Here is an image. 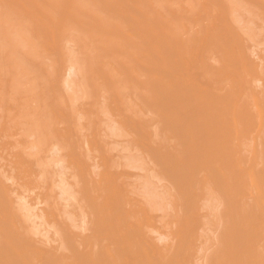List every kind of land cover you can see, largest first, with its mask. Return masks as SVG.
<instances>
[{"label":"bare ground","instance_id":"1","mask_svg":"<svg viewBox=\"0 0 264 264\" xmlns=\"http://www.w3.org/2000/svg\"><path fill=\"white\" fill-rule=\"evenodd\" d=\"M12 1L9 6H13ZM24 1L18 5L23 12L27 9L25 12L32 14L30 18L23 13L28 22L20 10L16 12L19 14L13 12L15 5L10 9L7 0L0 3L5 4L0 7V27L9 30L16 20L19 22L16 18L20 22L15 25L22 27L19 32L11 27V36L0 28V73L5 71L0 79L8 77L5 82L11 81L10 86L4 85L8 92L2 89L6 98L0 99V264H264V41L260 40L264 37V0H115L116 6H123L118 9L119 18L115 15H119L118 7L111 11L114 0H110L112 8L106 5L109 0H92L93 4L87 0L95 12L91 16L99 21L98 30L93 28L101 36L96 33L94 37L100 36L102 41L89 34L93 28L87 31L86 36L92 37L91 41L96 39L93 44L101 47L94 45L91 50L98 49L100 53L93 50L80 57L90 58L86 64H93L86 65L89 68L84 73L92 81L88 87L93 89L89 92L98 94H89L92 99L83 97L86 100L79 102L72 92L77 103L71 96L67 103L66 98H60L56 80L59 75L64 77L63 72L59 73L62 58L57 55L60 63L55 59L58 69L56 65L51 69L52 60L48 61L51 66H45V47L49 45L40 43L55 29L61 30L67 21L61 17L67 10L61 16L62 8H54L61 11L56 10L60 18L56 24L63 22L54 26L58 18L53 19L55 10L50 8L55 2L58 6L60 0H46L50 6L44 2V8L39 2L42 0H36L41 5L33 6L37 11ZM67 1L64 0L66 5L73 6L71 0ZM78 1L74 0L75 7L86 4L84 0ZM104 4L109 9L104 6L106 12L102 15ZM38 6L42 12L49 9L44 14H52V18H47L55 27L48 30L49 35L43 32L44 37L39 35L42 29L36 30L37 34L31 22L37 17L35 13L41 12ZM85 6L74 12L69 6L68 12L78 14L79 9L82 16V8L91 10ZM107 10L114 13L109 16L114 23L118 21L116 25L106 17ZM76 14L73 17L79 21L80 15ZM45 16L42 15L47 19ZM85 17L82 16V24L90 25L92 20ZM10 19L16 20L12 23ZM21 21L25 25H20ZM10 22L6 29L4 23ZM42 22L36 27L50 25ZM69 22H65L67 26L64 23L65 28L81 24ZM26 23L31 25L28 29ZM109 28L113 37L109 33L104 35L111 31ZM83 29L81 33H87ZM64 30L65 35L67 29ZM53 35L58 39L59 35ZM87 41L89 46L91 41ZM108 55L112 56L107 58ZM102 57L108 62L104 63ZM100 59L104 66L99 67ZM112 59L118 63L109 61ZM73 64L69 69L73 70ZM81 76L85 77L83 73ZM68 77L64 79V83L68 82L66 88L73 87L78 78ZM78 89L80 93L82 89ZM96 102L101 108L94 106ZM145 105L151 110L147 118L142 115V111L148 110ZM93 106L98 112L104 107V118L107 116L109 121L110 110L120 113V119L115 117L116 123L125 127L126 134H132L128 136L134 145L130 151L127 149L130 154L120 145L125 151L123 155L129 154L127 158L121 155L116 159V154L111 153L114 150L103 148L107 145L98 138L100 134L95 138V124L102 114L95 118ZM117 133L118 140L124 138V134ZM243 140L250 142L249 150L255 147L251 156L246 152L249 156L244 155L247 145L242 147ZM43 149L46 154L44 150L42 156ZM118 158H122L121 162ZM49 163H53V171L47 167ZM47 170L52 175L44 174ZM133 170L144 172L134 176ZM26 190L32 195L25 194ZM158 198L171 210L165 208L168 213L165 211L166 216L159 219L161 205L156 213L155 210L162 203L158 204ZM210 200L213 204H209ZM207 205L213 206L208 207L209 212L210 208L211 213L216 210L210 215L216 213L217 218L216 224L215 218L210 217L211 223L217 225L213 231L210 229V239L203 238L207 232L200 227L211 221L205 210L202 213ZM42 226L46 228L40 230ZM199 238L205 239H201L203 246L197 244ZM205 244L208 246L204 248ZM196 250L201 256H195Z\"/></svg>","mask_w":264,"mask_h":264},{"label":"rangeland","instance_id":"2","mask_svg":"<svg viewBox=\"0 0 264 264\" xmlns=\"http://www.w3.org/2000/svg\"><path fill=\"white\" fill-rule=\"evenodd\" d=\"M1 1H2V2H1ZM1 1H0V3H4V1H6V0H1ZM11 1H12V0H10V1L7 0V2H8V6H7V7H10V6L12 5V4H11V5L9 6V3H11ZM15 1H16V2H15ZM15 1H12V2L14 3L13 6H14V5L16 6V5H18V4H21V2H23L24 0H21V1H19V0H15ZM32 1H33V0H27L26 5H30V3H31V4H32V8H33L34 5H37V4H38L39 6H41V5L43 6L44 4L46 5V3H44V2H47V1H49V0H47V1H46V0H42V2L38 0V1L40 2L41 5H40L39 2L36 1V0H34L33 3H32ZM56 1H57V3H59L58 0H56ZM60 1H61V2L63 1V2H64V0H60ZM68 1H69V0H68ZM68 1H67V2H68ZM79 1H81V3H82V0H79ZM79 1H78V2H79ZM88 1H90V0H88ZM111 1L113 2V0H111ZM119 1H120V0H118V2H119ZM18 2H19V3H18ZM37 2H38V3H37ZM49 2H50V1H49ZM49 2H47V4H48ZM51 2H52V1H51ZM51 2H50V3H51ZM61 2H60V4H58V6H57V4H56V2H55L56 5L53 4V6L50 8L51 11H52L54 8H58V9L62 8L63 12H61L60 10H59V12H58V9H56L57 12H58V13L61 12V16H62V14L64 13V10H67V12L65 11L66 14H65V13H64V14H65V16H66L67 13H70V14H69V16H70L69 18L71 19V16L73 17V16H75V14H76V13H71V12H72L73 10H76V8H78V7H80V6H83V7H84V6L86 5V6H85L86 9L89 8V7H90L89 9H91V6H89V5H91L92 0H91V3H90V4L87 3V0H84L83 2H86V4L83 5V4L80 3V4H81L80 6H77V4H76L77 7H75V4H74V3L76 2V0H75V2H74V0H73V1L71 0V2H72L71 4H73V6L75 7V8H73V6L69 4L70 9H72V10H70L71 12H68L69 6L66 5V3L64 2V3H65V7H63L64 5H63ZM69 2H70V1H69ZM69 2H68V3H69ZM73 2H74V3H73ZM78 2H77V3H78ZM105 2H106V1H105ZM116 2H117V1H116ZM116 2H115V0H114V2H113L114 4H113V3H111L110 0H109V4L107 3L106 5H109V8H110V7L112 8L113 5H115V6H114V9H113V10L111 9V11H114V10H116V9H117L116 11H118V9H121V10H122V7H123V6L121 7V5H120V3H119V6L121 7V8H119L118 5L116 6ZM118 2H117V4H118ZM15 3H17V4H15ZM28 3H29V4H28ZM93 3H94V2H93ZM93 3H92V4H93ZM110 3L113 4V5L110 6ZM123 3H124V2H123ZM23 4L25 5V1L21 4V6H22ZM78 4H79V3H78ZM87 4H88V5H87ZM4 5H5V4H4ZM4 5H3V6H4ZM48 5L50 6V4H48ZM48 5H47V6H48ZM60 5H61L62 7H61ZM95 5H96V4H95ZM1 6H2V5H1ZM1 6H0V7H1ZM3 6H2V8H3ZM13 6H11L10 9H12ZM15 6H14V7H15ZM21 6L18 5V6H16L15 8L13 7V12H15V13L18 12V11L20 10L19 8H22V7H23V6H22V7H21ZM39 6H38L37 9H38V10H39V9L41 10V8H40ZM87 6H88V7H87ZM92 6H93V5H92ZM104 6H105V4L102 6V9L105 10ZM7 7H6V8H7ZM24 7H26V6H24ZM30 7H31V6H30ZM30 7H28V8H30ZM34 7H35V6H34ZM44 7H45V6H43L42 8H44ZM66 7H68V8L66 9ZM96 7H97V5H96ZM105 7H106V6H105ZM115 7H118V8L115 9ZM16 8H17V9H16ZM32 8H31V10L34 9V8H33V9H32ZM63 8H64V9H63ZM94 8H95V6H94ZM97 8H99V6H98ZM106 8L109 9L108 7H106ZM46 9H48V8H45V10H46ZM92 9H93V8H92ZM92 9H91V10H92ZM0 10H1V8H0ZM22 10H23V9H22ZM22 10H20L21 12H20V11H19V12L22 13V14H23V13H25V14H29V12H28V13L25 12L27 9H26V10L24 9V10H25L24 12H23ZM28 10H29V9H28ZM31 10H30V11H31ZM34 10H36V8H35ZM34 10H33V11H34ZM54 10H55V9H54ZM56 10H55V14H56V15H55V18H54V15L52 16L53 19H57V18H58L57 13H56ZM91 10H90L89 12H87L86 10H84V8H82V12H83L84 14H83L82 12H81V13H82V16H83V15H84V16H85V15L87 16V18L85 17L86 20L89 19V20H87V21H90V19L92 20V22L90 21L91 24H92V27H88V26L91 25V24H90V25H87L88 22H86L87 24H82V23H85V22H84L85 20L82 21L83 18H82V16H81L80 13H79L81 10L77 9L78 14H76V15H80L79 17H80L82 20H81L78 16H77V18L80 19L79 21H77L76 17H75V18L73 17L74 21L76 20L74 23H77V22L79 23V22L81 21V24L84 25V26L87 25V27H88L90 30H87L88 28H87L86 26H85V27H86L87 29H86L84 26H81L80 23H79V24H80V26H81L82 28H81L80 26L76 25V24L73 25V26H72V25H71V26L69 25L67 28H65V27L67 26L68 21H70L69 24H71V22L73 23V19H72V20L68 19V18H67L68 16H66V18H64L65 16H64V17H61V16H60L61 19L63 18L64 20H67V21H65V22H67V23L64 22L66 26H65L64 23L62 22L63 19L59 21V22L63 23V26L60 25L59 27L61 28V26H62V28L67 29L66 32H65V35L63 34V32L65 31L64 29H63V30H64V31H63L62 28H61V30H60L58 27H56V28L59 29V30H58L59 32L62 31L61 33H59V32L57 31V29H55V27H54V26H58L59 24H61V23H57V24H56V22H58V20H59L60 18H58L57 20H54V21H55V24H54V23H50V22H49V19H50V17H51L52 14H51V15L49 14L50 17H49L48 15L44 14V13H48L49 9H48L47 12H46V11L42 12L43 10H41L42 13L40 12V14H39V11H38V14H39V15H37V13L33 12V14L35 13V15L37 16V17H34V19H36V20L38 19L37 21H38V22L40 21V22H39L40 24H41V21L44 22V23L42 22L43 24H46L47 22H49L50 25H48V23L46 24L47 26H49V28L52 26V24H54V26H52V27H53L52 29H51V28H50V29L47 28V26H44V27L42 28L43 25H41V27L38 28V27H36L38 22L34 23V19H33V20L31 19V20H32L31 22H33L32 25L35 24L34 27L37 28V29H35V28H33V26H32L33 30L35 29V30H34L35 32H36V30H37V32H38V30H39V32H40V29H42V31H41L42 34L39 33V35H41V36L43 35V37H44V33H45V32H47V35H49L51 32H49V34H48V30H49V31H50V30L52 31V30L55 29V33H52V34L59 35V36H58V39H59V40L56 38L57 36H54V35L52 36V34H51V36L53 37V39H52L51 36H46V35H45L46 37H44V38H46V41H45V39H44V40H42L40 43L43 42V45L46 46V44H47V45L50 46V47H49V46H46V47H45L46 50H48V51H47L48 54H49L50 52H51V53L53 52V55H52V56L50 55L51 53L49 54V59L47 58V57H48V56H47L48 54H46V57H44V58L47 59V60H44V61L47 62V65L45 64V66H48V67H49V65L51 66V63H49V65H48V61L50 60L49 62H52V61H53V64H52V66H51V69L53 68V66H54V68H55V65H56V68H57V67H58L57 64L60 63V61H61L60 59L62 58V65H63V66L61 65V63L59 64V65L61 66V67L59 66V67H60V68H59V69H60V70H59V73H60V71L63 72V76H64V77H62V75H59V76H61V77L59 78V79H60V82H59V79H57L58 82H57V80H56V83H58L57 85H59V87H58L59 90H58V88H56V89H57L58 91H60V94H62V95H60L61 97L59 96L60 98L63 97V98H62L63 100L66 98V100H65L66 102L64 101V103H67V99H70V96L72 95V92H73V94H74V93L77 94V95H76V94H75V95H76L78 98H76V96H74V95H72V96L75 97L79 102L85 101L87 98H91V99H92V98H93L92 96H94V95L97 96V94H98V93L95 94L96 92H95V93L93 92V93H94V95H93V94L91 93L92 91L89 92L90 89H93L92 87H91V88L88 87V85L91 84V83H89V82H92V81H91V80L89 81V78H88V79L86 78V75H87L86 73H87V71H88L87 68H89V66H91V65H93V64L91 63V61H90V63H91L90 65H89V64H86L87 60H89L90 58H89V57H88L89 59L84 58L85 56H88V55H89V54H88L89 52L91 53V51L94 50V49L91 50V49H92L91 46H93V48H95L94 45H96V44H93V43H97L98 40L100 41L99 37L101 36V34H100L99 32H95V31L98 30V26H99V25H97V24H98L99 21H98V19H97L95 16H94V17L91 16V15H93V14H91V12H94L93 10H92V11H91ZM1 11H3V10H1ZM36 11H37V10H36ZM98 11H99V9H98ZM101 11H102V10H101ZM127 11H128V10H127ZM73 12H74V11H73ZM104 12H106V10H105V11H102V15H104V14H103ZM109 12H110V11L107 10V13H106V14H107L108 16L106 15V17H109L108 19H110V16H109V15L112 13V12H110V13H109ZM118 12H119V11H118ZM124 12H125V10H124ZM31 13H32V11H31ZM108 13H109V14H108ZM16 14H19V13H16ZM41 14L44 15V16L46 15V16H45L46 18H47V16H48L49 19H48V18H47L48 20L45 19L44 17H42ZM53 14H54V13H53ZM71 14H74V15H71ZM89 14H90V15H89ZM94 14H95V12H94ZM112 14H114V13H112ZM31 15H32V14H29L28 16H30V18H33ZM40 15H41V16H40ZM58 15H60V14H58ZM115 15L118 16V18H119V16H120V12H119V15H117L116 12H115ZM20 16H21V15H20ZM23 16H26V17H23V18H25V21H26V18L28 19L27 15H24V14H23ZM33 16H34V15H33ZM89 16H91V17H89ZM116 16L114 17V15H113V18H115V19L117 20V17H116ZM121 16H124V13L121 14ZM52 17H51V18H52ZM30 18H29V19H30ZM85 18H84V19H85ZM104 18H105V17H103V19H104ZM111 18H112V17H111ZM113 18H112V19H113ZM12 19H13V18H12ZM16 19H19L18 21L20 22V18H16ZM16 19H15V20H16ZM105 19H106V18H105ZM105 19H104V20H105ZM120 19H122V18L120 17ZM15 20H12V21L14 22ZM64 20H63V21H64ZM93 20L95 21L94 24H93ZM110 20H111V19H110ZM113 20H114V19H113ZM113 20H111V24L114 23ZM10 21H11V19H10ZM12 21H11V22H12ZM16 21H17V20H16ZM16 21H15V23L12 22V23L14 24V26H13V24H12L11 22H10L9 24L4 23L6 29H9L10 24H12V26H10V29H9V30H5L4 28H1V27H0V28H1V31H2L3 29H4L6 32L9 31L10 33H9V32H8V33L10 34V36H11V33H12L11 31L13 30L11 27H13L14 30H15V27H16V31H15V32H19V31H21L22 27L19 26V25H18V26L15 25V24H18V23H19V22H16ZM25 21H24V22H25ZM29 21H30V20H29ZM45 21H47V22L45 23ZM52 21H53V20H52ZM54 21H53V22H54ZM96 21H97V24H96ZM106 21H107V23L110 22V21H108V20H106ZM106 21H105V22H106ZM21 22H22V21H21ZM26 22H28V21H26ZM90 22H89V23H90ZM117 22H118V21H117ZM117 22L114 23V25H116ZM127 22H130V21L128 20ZM39 23H38V24H39ZM74 23H73V24H74ZM21 24H24V23L22 22V23H20V25H21ZM101 24H102V23H101ZM4 25H3V26H4ZM24 25H25V24H24ZM26 25H28V26H27V29H28V27L31 26V25L29 26V23H28V24L26 23ZM39 26H40V25H39ZM64 26H65V27H64ZM75 26H76V27H75ZM95 26H96L97 30L94 29ZM17 27H18V28H17ZM20 27H21V28H20ZM45 27L47 28V31L45 30ZM79 27H80V28H79ZM93 27H94V28H93ZM114 27H115V26H114ZM32 28H31V32L33 31ZM69 28H70V29H74L75 31L73 32V30H70ZM83 28L86 29V30H84ZM92 28L94 29L93 32H94L95 34H93V32H91V31H92V30H91ZM19 29H20V30H19ZM29 29H30V28H29ZM79 29H80V30H79ZM81 29L84 30L83 32H85V31H86V32H87V31H88V32H91V33H89V34H92L93 37H94V35H96V33H98L97 35H100V36H97V37H98L97 41H95L96 39H94V38H97L96 36H95V37L93 38V40L91 41L92 37L86 36V35L88 34V32H87V33H84V34H85V35H84L83 33H81ZM17 30H18V31H17ZM69 30H70V32H69ZM109 30H111V29L109 28ZM34 31L32 32L33 34H34ZM76 31L79 32V34H78L77 37H76V35H77V32H76ZM37 32H36V33H37ZM43 32H44V33H43ZM53 32H54V31H53ZM57 32H58V33H57ZM111 32H112V33H111ZM36 33H35L34 35H36ZM67 33H68V34H67ZM72 33H74V34H72ZM75 33H76V34H75ZM108 33H109V36H110V35H111V37L114 36V35H113L114 32H113L112 30H111V31H108V32L106 31V32L104 33V35H106V34L108 35ZM9 34H8V36H9ZM13 34H15V33L13 32ZM33 34H32V35H33ZM37 34H38V33H37ZM45 34H46V33H45ZM61 34H63V38H61V37H62ZM66 34H67L68 36H67ZM70 34L75 35V36H73L74 39H73L72 35H70ZM5 35H6V34H5ZM39 35H38L36 38L39 39V38H40ZM92 35H91V36H92ZM60 36H61V37H60ZM65 36H67V37H65ZM82 36H83L85 39L82 38ZM5 37H6V36H5ZM43 37H42V39H43ZM48 37H49V39H52V41H50V40L48 39ZM54 37H55V39H57V40H54ZM64 37H65V38H64ZM68 37H69V38H68ZM6 38H7V37H6ZM8 38H10V37H8ZM11 38L14 40L15 36H13V37H11ZM11 38H10V39H11ZM33 38H34V37H33ZM66 38H67V39H66ZM76 38H77V39H76ZM81 38H82V39H81ZM87 38H88V39H87ZM100 38H101V37H100ZM263 38H264V37H263ZM263 38L261 39V37H260V40H263V41H264ZM80 39H81V40H80ZM60 40H61L63 43H60V42H61ZM67 40L69 41L68 44H67V42H65V41H67ZM82 40H83V42H82ZM84 40H86V41H85L86 43L84 42ZM87 40L91 41V42L89 43V46H88V43H87L88 41H87ZM257 40H258V39H257ZM35 41H37V40L35 39ZM39 41H40V40H39ZM44 41H45V42H44ZM47 41H48L49 43H48ZM55 41H56V42H55ZM77 41H78V42H77ZM79 41H81L80 43H83V44H81V45H82L81 47H80V45L78 46V44H80ZM93 41H95V42H93ZM101 41H102V38H101ZM51 42H52V43H51ZM54 42H55L56 44H55ZM64 42H65V43H64ZM71 42L74 43V44H73L74 46L72 45ZM50 43H51V44H50ZM52 44H54L55 46L52 45ZM62 44H63V46H62ZM65 44L68 45V46H66ZM69 44H70V45H69ZM91 44H92V45H91ZM43 45H41V46H43ZM57 45H58L59 48L57 47ZM83 45L85 46L86 51H85ZM86 45H87V47H86ZM52 46H53V48H55V47L57 48V49L55 48L57 52H59L58 49H60V52H59V53L62 54V56H63V55H65V56H63V57L60 56V54H59V53H56V51H55V53H54V50H55V49H53V48L51 49ZM60 46L62 47V50H61V47H60ZM98 46H99V47H98ZM98 46L96 45V48L100 49L101 47H100L99 44H98ZM101 46H102V43H101ZM24 47H25V46H24ZM47 47H49V49H51L50 52H49V49H48ZM64 47H65V48H64ZM76 47H77L78 49H77ZM40 48H41V47H40ZM68 48H69L70 50H69ZM72 48H73V50H72ZM74 48H75V49H74ZM43 49H44V47H43ZM64 49H65L66 51H64ZM67 49H68L69 51H68ZM82 49H83V51L80 52ZM98 49H95V50H97V51H95V50H94V51H95L96 53H100V52H98ZM41 50H42V49H41ZM52 50H53V51H52ZM87 50H88V51H87ZM62 51L65 52V53H63ZM71 51H72V52L74 51L72 55H71V53H72ZM76 51L78 52V54H77ZM41 52H42V51H41ZM44 52H46V51H44ZM44 52H43V53H44ZM70 52H71V53H70ZM87 52H88V53H87ZM75 53H76V54H75ZM92 53H93V52H92ZM96 53H95V55H97ZM44 54H45V53H44ZM86 54H88V55H86ZM55 55H56V56L58 55V56L61 57V58H59L58 56L56 57ZM80 55H81V56L84 55V57L81 58ZM95 55H94V56H95ZM98 55H99V54H98ZM74 56H75V58H74ZM92 56H93V55H92ZM110 56H112V55H108L107 58L110 57ZM51 57H52V58H51ZM53 57H55L54 60H53ZM95 57H97V56H95ZM115 57H116V56H114V58H115ZM56 58H57V59L59 58V59L57 60ZM66 58H67V61H66ZM69 58H70V59H69ZM73 58H74V59H73ZM55 59H56V61H58V63L55 61ZM64 59H65V60H64ZM105 59H106V58H105ZM117 59H118V58H117ZM51 60H52V61H51ZM68 60H69L70 63L72 62L71 64H73V61H74V64H75V65L73 64L74 66H72L73 70H72V69H69V67H71V66H70L71 64L68 62ZM77 60H78V61H77ZM80 60H81V61H80ZM102 60H103V57H102ZM106 60H108V59H106ZM38 61H39V60H36V62H38ZM64 61H65V62H64ZM75 61L78 63V65H76V62H75ZM103 61H105V60H103ZM109 61H112L113 63H118L119 59H118V61L115 60V59H114V61H113V59H112V60H109ZM39 62H41V61H39ZM82 62H83V63L85 62V64H83ZM100 62H101V59H100V61L98 62V63H99V67H100V64H101V66H102V64H103V63H100ZM106 62H108V61H105L104 63H106ZM88 63H89V61H88ZM39 64H40V63H39ZM41 64H42V67H43L44 63H41ZM64 64H66V66H65ZM67 65H68V66H67ZM83 65H84L85 67H84V69H83V71H82V67H83ZM86 65H89V66H87V68H86ZM40 66H41V65H40ZM64 66H65V67H64ZM76 66H77V68H76ZM81 66H82V67H81ZM103 66H104V64H103ZM63 67L67 70V71H66L67 73L65 72V69H64ZM66 67H67L69 70H71V71H70L71 73H72V71H76V70H77V71H76L77 73L74 72V74L76 73L75 75L78 76V78H79L80 81H82V84H81V82H79L78 78H77L74 74H69L70 72H69V70H68ZM78 67H79V68H78ZM44 68L46 69L47 67H44ZM61 68H63V69H61ZM101 68H103V67H101ZM48 69H49V68H48ZM57 69H58V68H57ZM75 69H76V70H75ZM78 69H79V70H78ZM86 69H87V71H86ZM62 70H63V71H62ZM79 71H80V72H79ZM84 71H86V73H84ZM4 72H5V71H4ZM4 72H2V74L0 73V75H3ZM68 72H69V73H68ZM65 73H66V74H65ZM79 73H80L81 75H82V73H83V76L85 75V77H83V78H86L87 80H84V79L82 78V76L79 75ZM61 74H62V73H61ZM67 74H68V76H69V75H71V76L73 75L72 77L69 76V77H71L72 80H74V78L76 77L75 80H74V83H75V84H74V83L72 84L73 87L70 86V85H71V83H70V84H69L70 87H69V88H68V87L66 88V85H67L68 82L66 81L67 83L65 82V83H66V84H65V83H64V79H66V78L68 77ZM6 75H7V74H6ZM6 75H5V76H6ZM8 75H9V74H8ZM3 76H4V75H3ZM3 76H2V77H3ZM59 76H58V77H59ZM66 76H67V77H66ZM74 76H75V77H74ZM69 77H68V78H69ZM87 77H89V75H88ZM5 78H6V80H5L4 78L0 79V86H1V88H0V95H1V96H0V99H2L3 101H4V98H6V97H5V94H6L5 92H6V91L8 92V90L6 89V87H7L6 84L9 85L8 83H9V81H10V80H9V79H10V76H9V79H8V80H9L8 83L5 82V81H7V78H8V77H5ZM81 79H83V80H81ZM90 79H91V78H90ZM1 80H2V81H1ZM72 80H71V81H72ZM76 80H77L79 83H78ZM71 81H70V82H71ZM84 82H85V84H83ZM86 82H87V83H86ZM3 83H5V84H3ZM59 83H61V84H63V85H61V84H59ZM88 83H89V84H88ZM79 84H80V85H79ZM4 85H5L6 87H4ZM10 85H11V81H10ZM10 85H9V86H10ZM74 85H75V86H74ZM84 85H86L85 87H86V89H87L88 91L84 89V88H85ZM107 85H108V83H107ZM77 86H78V87H77ZM79 86H80V87H79ZM90 86H91V85H90ZM3 87L5 88L6 91H3V90H4ZM56 87H57V86H56ZM63 87H64V89H63ZM75 87H76L77 89H75ZM71 88H72V89H71ZM78 88L82 89V90H80L81 92H82L83 90H84V92H82V93H81V92H80V93H77V92H79V89H78ZM2 89H3V90H2ZM61 89H62V90H61ZM67 89H68V91H67ZM9 90H11V88H9ZM13 90H14V88H13ZM57 90H55V93H57V92H56ZM65 90H66V93H65ZM77 90H78V91H77ZM61 91H62V93H61ZM93 91H94V90H93ZM3 92H4V93H3ZM11 92H12V90H11ZM88 92H89V93H88ZM63 93H65V94L63 95ZM85 93H86V94H85ZM57 94H58V93H57ZM68 94H70V95H68ZM81 94H82V95H81ZM89 94H90V95L92 94V96H90ZM66 95H67V97H66ZM79 95L81 96L82 99H83V97L86 98V99H85V100H84V99L82 100V99L79 97ZM72 96H71V99L73 100L74 98H72ZM95 96H94V97H95ZM2 97H3V98H2ZM62 99H61V100H62ZM71 99H70V102H71ZM79 99H80V100H79ZM100 99H101V98H100ZM0 101H1V100H0ZM73 101H75V99H74ZM78 101H75V102L77 103ZM97 101H98V99H97ZM1 102H2V101H1ZM68 102H69V101H68ZM99 102H101V105L103 104L102 101L99 100ZM99 102H96V103L94 104V106L96 105V107L99 108V107H100V104H98ZM94 106H93V110H92L91 112H94L93 114H95L96 116L98 115L97 117L95 116V118H98V117H99V113H100V115L102 114V115L100 116L101 119L98 118V119L101 120V121L98 120L99 122L96 121L97 124L94 123V124H95V127H97V125H98V128H97L98 131H97V130H94V133H95V131L98 132V133L95 134V136H96L95 138H97V134H100V135L98 136V138L100 137L101 139H104V140H102V142L105 141V143H106L107 146H103V145H101V144H103V143H101V144H99V145H101V147L103 146V148L109 149V150H111V151L114 150V152H111V151H110V152L113 153V154H116L115 157H116V156H119V157H120L121 155H122V156H125V155H123V154H125L124 152H125L127 149L130 151V149L133 148L134 145H133L132 140H130V137H129V136H131L132 134H131V135L126 134V131H127V130H124L125 127L122 128L123 126L118 125V124L116 123V121L118 122L117 119H120L119 117H121V116H120V113H117V112H115V111H111V110H110V111H109V113H110V114H109V116H110L109 118H111V121H109V119H108L107 116H106V118H104V117H105L104 115H106V113H107V111L104 110L105 108L103 107V109H102L103 111L101 110V111L98 112L97 109H96V107H94ZM148 107H149L148 105H145L144 108H145V109H148V110H144L145 113L142 111V115L144 116V114H145V115H146V118H147V117H150V115H151V113H150L151 110H150V112H149V109H150V108H148ZM100 108H101V107H100ZM107 108H108V106H107ZM107 108H106V110L110 109V108H108V109H107ZM99 110H100V109H99ZM103 112H104V113H103ZM105 112H106V113H105ZM97 113H98V114H97ZM112 113H113L114 115H113ZM116 113H117V114H116ZM149 113H150V114H149ZM88 115H89V114H88ZM115 115H116V116H115ZM89 116H90V117L92 116V117L94 118V115H92L91 113H90ZM115 117H117V119H115ZM84 118H86V117H84ZM87 118H88V116H87ZM112 118H114V119H113L114 121L112 120ZM84 120H85V119H84ZM84 120H83V121H84ZM96 120H97V119H96ZM85 121H86V120H85ZM94 121H95V120H94ZM94 121H93V122H94ZM112 121H113V122H112ZM100 122H101L102 124H101ZM99 123H100V124H99ZM94 124H93V126H94ZM112 124H114V126H113ZM116 125H117V126H116ZM86 126H87V125H86ZM91 127H92V126H91ZM95 127H94V128H95ZM100 127H101V128L104 127V128L106 129V131H102L103 129H101ZM115 127H116V129H118V130L114 129ZM118 127H119V128H118ZM120 127H121V129H120ZM153 127H154V126H153ZM92 128H93V127H92ZM99 128H100V129H99ZM151 128H152V127H151ZM105 129H104V130H105ZM111 129H112V131L114 130V131H116V132L113 131V133H112ZM123 130H124V131H123ZM117 131H118V132H121L122 134H124V135L120 134V137H121V135H122V138L124 137L123 139L118 140V139H120V138L118 137L119 133H117ZM116 133H117V134H116ZM127 133H129V132H127ZM102 135H103V136H102ZM125 135H126V136H125ZM128 135H129V136H128ZM101 136H102V137H101ZM127 136L129 137V139H127V138H128ZM105 137H106V138H105ZM114 139H115V141H113ZM126 139H127V140H126ZM246 139H248V138H246ZM246 139H245V140H246ZM108 140H109V141H108ZM110 140H111V142H110ZM245 140H243L245 144H244V146H242V147H245V146L247 145L246 148H245V149H247V150H246V151L243 150V153L246 152L247 154H249V155L251 156V154H253L252 149H254L255 147L251 145V146H252V147H251L252 149L249 150V148H250V144H249V143H250V142H249V141H246V142H245ZM248 140H249V139H248ZM258 140H259V142H260V138H259ZM96 141L98 142V140H96ZM100 141H101V140H99V142H100ZM117 141H118V142L121 141V143L119 144V143H117ZM124 141H126V142H124ZM127 141H129V142H128L129 145H130L131 142H132V144H131L130 147H128L129 145L127 144ZM251 141H252V137H251ZM255 141H256V140H255ZM123 142H124V144H123ZM248 142H249V143H248ZM253 142H254V139H253V141H252V144L254 145ZM259 142H258V143H259ZM112 143H113V145H112ZM247 143H248L249 145H248ZM256 143H257V142H256ZM256 143H255V146H256ZM260 143H261V142H260ZM125 144H127L128 146L125 145ZM118 145H119V146H118ZM120 145H121L123 148L120 147ZM108 147H109V148H108ZM116 147H117V148H116ZM118 147H119V148H118ZM126 147H127V148H126ZM260 147H261V145H260ZM260 147H259V148H260ZM120 148H122V149L125 148V149H124L125 151L122 152V149H120ZM243 149H244V148H243ZM44 150H45V149H43L42 152H40V155L43 156V152H44ZM128 150H127L126 152H128ZM241 150H242V149H241ZM248 150H249V151H248ZM115 151H116V152L118 151V152L116 153ZM132 151H133V150H131V152H132ZM250 151H251V153H248V152H250ZM48 152H49V151H48ZM119 152L122 153V154H120ZM41 153H42V154H41ZM128 153L130 154V152H128ZM240 153L242 154V151H240ZM246 153H245L244 155H245V156H249V155H246ZM44 154H46V150H45V153H44ZM113 154H112V155H113ZM118 154H120V155H118ZM129 154H127V155H129ZM47 155H51V152L48 153ZM127 155L125 156V158L128 157ZM115 157H114V158H115ZM116 159H117V157H116ZM123 159H124V157H123ZM118 160H119V158H118ZM121 160H122V158H121L119 161L121 162ZM125 160H126V159H125ZM123 162H125V161H123ZM49 164H50V165H49ZM49 164L47 165V167H48V168L50 167V170L53 171V169H55V168H53L52 165H51V164H53V163H49ZM54 164H55V167H56V163H54ZM144 164H145V163H143V167L146 168V164H145V165H144ZM51 167H52V168H51ZM57 167H58V166H57ZM57 167H56V168H57ZM43 168H44V167H43ZM48 168H46V169H48ZM46 169H45V170H46ZM50 170H49V171H50ZM47 171H48V170H47ZM47 171H46V173H44V174L47 175V173H48V174L50 173V174L52 175V171H51V172H49V171L47 172ZM136 171H137V172H136ZM136 171L133 170L132 172H133V174H134V173H135V174L137 173L136 175H138V172H139L140 170H136ZM141 171H143V170H141ZM141 171H140V175L143 174V172H144V171H143V172H141ZM54 172H55V171H54ZM50 174H49V175H50ZM135 174H134V176H136ZM145 174H146V170H145ZM145 174H144V175H145ZM134 176L132 175L133 178H134ZM46 177H47V176H46ZM46 177H45V178H46ZM49 177H50V176H49ZM49 177H48V178H49ZM53 177H55V175H53ZM53 177H51V179H52ZM255 177H257V176H255ZM48 178H47V179H48ZM257 178H260V177H259V174H258V177H257ZM257 178H256V179H257ZM261 178H262V177H261ZM51 179H50V181H51ZM256 179H255V180H256ZM132 180H134V179H132ZM248 180H250V179H248ZM258 180H260V179H258ZM47 181H48V180H47ZM50 181H48V184H49ZM141 181H142V180H141ZM246 181H247V180H246ZM256 181H257V180H256ZM243 182H244V181H243ZM50 185H52L51 182H50ZM51 188H54V186L51 187ZM51 188H50V189H51ZM26 189H29V188L27 187ZM50 189H49V190H50ZM54 191H55V189H54ZM26 193H28V195H32L31 192H29V190H28V192H27V190H26V191H25V194H26ZM53 193H55V192H53ZM28 195H27V196H28ZM29 198H30V197H29ZM161 201H163V200H161L160 198L157 199L158 204H159V203H162V204H159V206L156 205V206H158V208H156L155 213L157 212V210H159L160 205H161L162 208H164V209H162V208L160 209V210L162 211V213H163V211H164V213L162 214L161 211L158 212L159 215H158V213L156 214V215H158L157 218H158L159 216L162 217L161 215H165V211H166V213H168V211H171V210H169V209H170L169 207L166 208L167 206H166V207L164 206V205H165V204H164L165 201H164V202H161ZM206 201H207V200H206ZM208 201H209V200H208ZM212 202H213V201L210 200V203H209V204H211ZM207 203H208V202H207ZM214 203H215V202H214ZM209 204H208V205H209ZM212 204H213V203H212ZM205 205H206V204H205ZM208 205H207V208L205 207V208H203V210L201 209V210H202V213H204V212H203L204 210L206 211V213H207L208 215H207L206 213H205V214H206L207 216H209L210 213H211V211H212V208H210L211 211L209 212V208H208V207H211L212 205H211V206H208ZM212 207H213V206H212ZM165 208L168 209V211H167ZM208 212H209V213H208ZM213 212H216V210L213 211ZM213 212H212L211 214H213ZM215 214H216V213H215ZM215 214H214V215H215ZM206 215L204 216V218H206ZM214 215H213V217L215 218L214 220L216 221L217 218H216V216H214ZM165 216H166V215H165ZM160 217H159V218H160ZM210 217H211V215L208 217V218H209L208 220H211V218L213 219V217H211V218H210ZM159 218H158V219H159ZM206 219H207V218H206ZM203 220H204V219H203ZM206 221H207V220H206ZM212 221H213V220H211V221L207 224V223L205 222V220H204V222H205L207 225L204 224V223H203V224H204L206 227H205L204 225H203V226H200V227L203 228V231L207 232V233L204 234V237H203V238H205V239L208 238V237H209V239H210V236H211V235H210V233H211V232H210V231H211L210 229H212V231H213V229L216 228V226H217V225H216V224H217V221H216V224H215V222H213L214 224L211 223ZM159 224H160V223H159ZM159 224H158V225H159ZM209 224H210V225H209ZM215 225H216V226H215ZM211 226H212L213 228H212ZM43 227H44V226H42V229H40V230H43ZM44 228H46V227H44ZM47 228H48V227H47ZM207 228H209V231H206V230H208ZM199 229H200V228H199ZM163 232H165V231H163ZM209 232H210V233H209ZM199 233L203 234L202 231H201V229H200V232H199ZM207 235H209V236H207ZM205 236H207V237H205ZM201 237H202V236H201ZM199 239H200V238H199ZM201 239H202V238H201ZM201 239H200V241H201ZM205 239H202V240H205ZM209 239H207V240L209 241ZM207 240H206V241H207ZM200 241H199V242L197 241V244H200V246H203L202 241H201V242H200ZM206 241H205V243H206ZM208 244H209V243H208ZM206 245H207V244L204 245V248H205ZM207 246H208V245H207ZM206 248H207V247H206ZM193 250H194V249H193ZM205 250H206V249H205ZM203 251H204V250H202V252H203ZM208 251H209V250H208ZM204 252H206V251H204ZM196 253H197V250H196V252H195V256L198 255V254H200V256H201V252L198 253V254H196ZM206 253H207V252H206ZM204 254H205V253H204ZM202 256H203V253H202ZM198 257H199V256H198Z\"/></svg>","mask_w":264,"mask_h":264}]
</instances>
